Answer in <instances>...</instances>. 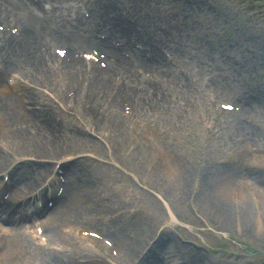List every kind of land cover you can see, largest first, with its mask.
Here are the masks:
<instances>
[{
  "label": "rangeland",
  "instance_id": "1",
  "mask_svg": "<svg viewBox=\"0 0 264 264\" xmlns=\"http://www.w3.org/2000/svg\"><path fill=\"white\" fill-rule=\"evenodd\" d=\"M59 1L49 0L47 6L55 9L54 5L58 6ZM173 1L175 0H127L133 6L142 5L139 12L143 20L148 17L144 25L151 27L150 36L156 32L153 28L156 22H160L158 18L162 21L161 29L157 32L162 31L163 18L156 14L162 15L166 11L168 14L171 12V21L168 20L164 28L169 36L173 31L175 39L179 38L174 20L176 16L181 15L183 20L189 23L185 32H195L194 37L197 40L203 34L213 37V42H209L206 37L208 46L205 50L195 48L190 54L184 49L179 50L185 60L190 61L178 59L187 71L183 76L189 85L174 84L170 79L165 80L171 84L164 85L161 94L149 103L146 109L148 113L143 110L138 115L144 132L152 135L153 141L158 138L163 142H155L154 147H148L144 140L139 142L132 139L135 136L132 135L126 118L119 111V125L132 137H124V142L117 136L116 131L110 129L109 122L96 121L94 115H85L65 97L66 92L61 88L54 92L42 93L41 90H36L32 83L28 85V92L31 91V95L40 101V106L50 112L49 117L56 123L45 122L37 125L40 130L46 129L43 126L48 124L50 131L55 134L53 137L57 136L56 139L59 140L60 127L65 125L87 136L81 138L74 135L68 140L60 141L61 147L70 146L75 149L63 153L61 157L71 156L73 159L70 167L77 176L79 198L77 202L71 203L75 204L74 206L67 208L69 214L63 225H60V234L56 237L57 245L47 237L50 243L45 247L49 253L38 258L45 264H106V261L112 263L106 250L98 246L86 248L77 245L71 238L70 230L82 221L77 224L70 219L71 216L76 217L80 211L94 218L96 230L114 243L131 242L128 251L132 254L120 255L119 264H133L138 261L143 264L142 258L145 264H149L151 258L145 257L144 254H156L161 248L166 250L164 241L176 244V250L181 252L185 251L181 246H190L193 243L196 246L195 264H264V85L255 83L251 72L255 68L264 76V0H189L185 5L193 1V4L203 9H197L199 14L205 15L201 23L195 16L186 19V13L182 15L175 12ZM159 7L164 10H159ZM204 10L208 14H205ZM54 15L56 16V13ZM92 25L93 22L90 26ZM57 28L53 21L49 29ZM216 29L225 36L217 37ZM111 38L114 39L112 36ZM169 39L166 37L164 41L170 42ZM231 46L234 52L238 51L247 62L240 75L232 74L234 60L225 56L226 53L229 54ZM229 56L231 57L230 54ZM228 60L226 68L223 67L224 61ZM195 61L214 64L213 68L201 63L200 66L220 75V85H223V79L229 81L230 85H235V88L227 89L226 94L220 90L215 91L218 100L241 99L243 95H249L256 100V105L248 111L247 117L252 119V123L247 126L259 132L255 142L250 143L251 149L244 154V163L248 170L253 163V168L258 169L250 170L251 174L243 175L244 178L241 179L246 182V190H242L251 209L248 220L241 226L234 224L227 227L226 222H221L208 201L197 196L195 181L200 178L202 182L208 183L222 172L232 173L233 176L237 172L235 168L226 171V153L236 151L237 146L230 144L225 136L234 135L236 140L244 142L248 140L246 132L238 130L242 137L238 132L235 133L239 124L235 119L245 124L246 111L233 115L202 108L205 99L200 94L213 91V87L206 85L208 78H203L204 75L198 74L196 67L190 65L195 64ZM242 61L237 57V62ZM217 68L225 72L219 74ZM141 75L145 76L143 72ZM191 79H195V82L192 83ZM193 92L199 93L195 95ZM180 93L199 98L201 105L192 98H183ZM19 102V108H23L28 117L34 114L30 102H21L20 99ZM196 111L200 117L213 121L215 134L208 133L207 129L201 126L198 116H195ZM43 112L45 115L46 112ZM35 117L42 118L40 115ZM32 123L35 125L36 119H32ZM216 134L223 135L224 138L219 140ZM77 143V147L72 145ZM45 156L47 157V154ZM170 164L191 171L185 185L178 184L177 174L163 172L162 165ZM203 168L207 169L204 176L200 174ZM242 182L239 186H242ZM114 187L117 190H114ZM70 208H76L73 214ZM169 210L173 213L172 218ZM255 215L259 218V225L255 224ZM80 217L84 218V215L80 214ZM159 230L162 231V242L157 233ZM1 243L6 241L0 234ZM86 243L88 245L90 242ZM102 246L106 248L103 244ZM4 257L6 256L3 255L0 259Z\"/></svg>",
  "mask_w": 264,
  "mask_h": 264
},
{
  "label": "bare ground",
  "instance_id": "2",
  "mask_svg": "<svg viewBox=\"0 0 264 264\" xmlns=\"http://www.w3.org/2000/svg\"><path fill=\"white\" fill-rule=\"evenodd\" d=\"M42 13L43 11L40 7L27 0H0V16L11 17V14L14 15L16 17L14 20L18 22L21 29L23 30L24 28L29 27L31 23H35L36 21L34 18L38 14ZM119 33L120 34L118 38L119 40L122 39V41H124V48L129 47L131 35L124 31H120ZM140 39H144V37L141 36ZM88 40V34H85V36L80 40H66L68 42L67 45H70L71 49L74 50L72 51L66 49V51H71L75 53V55L81 54L82 51L77 52L76 50L83 49V44H86ZM101 44L105 43L101 42ZM21 48L24 47H22L20 44H17L16 51L17 49L19 50ZM101 48L106 51L108 50L105 47ZM27 51L32 56L35 66H33L30 70H26L23 68V66L19 65L18 61L14 59V67L20 71L22 76H29L37 86L50 88L53 84L52 77L54 74V68L52 65L58 66V64H55L56 57H54V55L46 56L42 54L32 44H30V47H28ZM110 54L115 59L114 62L110 64V68L119 71L124 79L125 75L127 76L128 79H125L126 87L130 89V95L135 98L136 102L141 101L143 96H141L140 93L143 92V90L139 87V77L136 75V73L131 72V68L136 64H139L138 66H147L148 63L139 59L138 53L136 52H134V54H132L128 59H121L119 57L116 59L112 53ZM41 58H45L46 60ZM60 65L63 71L70 73L69 78L72 79L71 83H73V86L75 88L78 87L77 94L75 95V100L78 106L86 110H92L94 106H101L104 108V110L109 112V118H111L112 109L117 107L119 101L118 98L116 99V97L113 95L114 93L112 92L110 81L105 79L100 73L97 74L95 70L98 69L94 65L88 64L82 59H72L69 63L64 61L63 63H60ZM87 72L91 74L92 80L97 87H95L93 84L83 82V79L81 80L83 75ZM156 87L157 86L154 85L152 90ZM19 90L24 93L25 87L20 86ZM14 98L15 96H9L5 92L0 94V143L2 144L0 148L6 151L2 152L0 150V169L5 165L6 162H8V150L21 154L26 152H36L53 155L57 158L62 152L66 150V148L61 147L62 143L60 140L51 136L46 129L36 130L34 128H30L29 126L27 127L22 122L18 108L13 100ZM144 99H148V97L146 96ZM86 104H88L87 108L85 107ZM119 135V138L123 140L121 132H119ZM253 164L251 165V170L255 171L258 168L254 169ZM62 165L65 166L64 163ZM163 168L169 173L178 175V184L180 186L185 185L191 175V171L185 168L182 169L178 165L166 166ZM202 181L203 180L200 178L196 179L195 181V184L197 185L196 194L200 192L201 197L208 201L209 205L213 209V212L216 214V217L221 220V222H226V226L231 227L234 224L241 226L245 221L248 220V216L251 214V209L248 201L246 200L245 192L242 190H246V183L243 182L241 183L242 186H239V182H232L226 178L220 177L208 183ZM234 183H238L237 187L239 188H237ZM114 190H117V188L114 187ZM55 204L58 206H63L65 205V201L61 202V200H59ZM58 208L59 207L53 208L52 213L55 214L54 220H62L66 217L65 214L62 213V210L60 211ZM44 221L47 223L46 220ZM254 221L256 225H259V218L257 215H255ZM54 223H56V221L49 222L47 225L45 224L46 229L44 231L48 232L51 237H56L58 235V229ZM10 236L3 237L4 241H6L5 245H7L3 250V254H8V249L10 246L14 247L21 242L18 246L23 247L25 243L24 237H22L20 234H12V236ZM87 239L92 240V238L85 237V240ZM93 240L96 241L95 238H93ZM79 242L80 244L82 243L81 240H79ZM84 244L85 243L83 242V245ZM112 244L114 248H116L114 243ZM124 253L127 256L132 254L131 251H124ZM173 253H175L174 246L167 250V254L170 256ZM186 253V255H178L180 261L182 263L186 262L187 260L194 261L195 257L193 251L187 249ZM174 258H177V256ZM173 264L176 263L173 262Z\"/></svg>",
  "mask_w": 264,
  "mask_h": 264
}]
</instances>
